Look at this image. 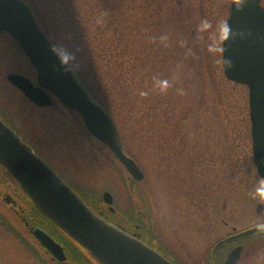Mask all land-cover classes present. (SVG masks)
Wrapping results in <instances>:
<instances>
[{
	"label": "rangeland",
	"instance_id": "374dc122",
	"mask_svg": "<svg viewBox=\"0 0 264 264\" xmlns=\"http://www.w3.org/2000/svg\"><path fill=\"white\" fill-rule=\"evenodd\" d=\"M22 1L110 111L126 155L143 171L142 200L148 207L155 203L172 247L195 260L208 258L219 240L264 226L248 91L226 80L221 62L235 0ZM10 73L34 72L17 44L1 33L0 108L26 118L33 138L54 145L51 157L65 174L98 192L106 185L119 191L124 183L136 205V184L123 179L121 165L86 134L81 120L76 123L72 112L55 104L27 117L29 103L7 80ZM11 127L21 135L26 131L21 121ZM259 237L241 244L237 264H264ZM232 248L220 253L222 261Z\"/></svg>",
	"mask_w": 264,
	"mask_h": 264
},
{
	"label": "water",
	"instance_id": "95a60500",
	"mask_svg": "<svg viewBox=\"0 0 264 264\" xmlns=\"http://www.w3.org/2000/svg\"><path fill=\"white\" fill-rule=\"evenodd\" d=\"M3 32L16 41L34 66L37 86L21 75L10 74L7 80L38 106L52 103L48 92L76 112L90 135L104 144L135 180H141L143 174L125 154L113 119L55 51L20 0H0V34ZM222 67L228 81L248 90L252 159L264 184V9L260 0L230 4L222 38ZM0 165L53 223L100 264H172L90 211L1 120ZM103 201L111 205V195L104 193ZM262 229L264 226H258L219 242L213 255L220 246ZM241 251V247L233 249L223 264H236Z\"/></svg>",
	"mask_w": 264,
	"mask_h": 264
},
{
	"label": "flooded vegetation",
	"instance_id": "af4514ba",
	"mask_svg": "<svg viewBox=\"0 0 264 264\" xmlns=\"http://www.w3.org/2000/svg\"><path fill=\"white\" fill-rule=\"evenodd\" d=\"M32 77L25 76L35 86L36 72L33 68ZM13 74V73H12ZM34 76V77H33ZM17 90L22 98L29 104L25 110L26 116L32 112H43L54 104L63 108L62 104L55 99L50 93L48 96L53 99L52 103L45 107L37 106L32 103L24 94ZM7 110V109H6ZM0 108V120L6 124L18 137L33 151V153L41 159L55 174H57L69 187L77 194L87 207L98 217L102 218L106 223L121 231L130 239H134L145 247L153 250L163 259L172 264H222L221 252L218 250L212 256L213 248L210 256L203 259L189 258L182 249L172 247L164 238L162 229L158 224V217L155 215V203L150 201L149 207L142 200V181L133 180L124 167L119 171L125 172L123 179L128 178L134 182L136 189V205L131 204V195L124 183L121 184V190L114 189L106 185L101 194V198L105 192L112 197V205H106L103 202H96L87 195L94 189L82 185L71 175L65 174V168L56 160L52 159L54 145L47 146L44 142L38 141L32 137L26 118L12 115L11 111ZM68 110V109H67ZM70 111V110H69ZM74 116H78L70 111ZM28 117V116H27ZM75 117V122L80 119ZM35 120V118H30ZM21 121L25 125L24 135L11 127ZM82 122V121H80ZM11 125V126H10ZM83 125V124H82ZM28 130H27V129ZM86 134L94 141L95 139L89 135L83 126ZM36 142V143H35ZM100 143V142H99ZM61 151V150H60ZM46 152V153H45ZM117 161V160H116ZM118 162V161H117ZM58 168L55 167L54 164ZM137 164V163H136ZM138 165V164H137ZM139 167V165H138ZM140 168V167H139ZM122 182V181H121ZM132 183H130V186ZM121 191V192H120ZM124 191V198H120ZM126 193V194H125ZM128 197V198H127ZM130 200V202H129ZM129 202V205L127 203ZM142 203V205H141ZM235 233H232L233 235ZM231 235L227 236L230 237ZM225 237V238H227ZM222 241L219 240L218 242ZM217 242V243H218ZM239 245H235L232 249ZM231 249V250H232ZM185 250V248H184ZM228 255V254H227ZM0 264H100L90 252L77 244L72 238L66 235L55 223H53L37 206L33 199L23 190L14 176L0 165Z\"/></svg>",
	"mask_w": 264,
	"mask_h": 264
},
{
	"label": "trees",
	"instance_id": "16d2710c",
	"mask_svg": "<svg viewBox=\"0 0 264 264\" xmlns=\"http://www.w3.org/2000/svg\"><path fill=\"white\" fill-rule=\"evenodd\" d=\"M261 4H262V6H263V8H264V2H263V0H261ZM45 31V30H44ZM45 35H46V32H45ZM46 37H47V35H46ZM49 41H50V43L53 45V47L56 49V51L61 55H63L64 56V54H63V52H61L60 51V49L49 39ZM65 57V56H64ZM66 58V57H65ZM67 60H68V58H66ZM69 61V60H68ZM73 69L75 70V68L73 67ZM78 76L80 77V75L78 74ZM81 78V77H80ZM83 83H84V81H82ZM84 84H86V83H84ZM87 86V85H86ZM87 88H88V86H87ZM89 89V88H88ZM90 90V89H89ZM97 100L104 106V108L110 113V111L107 109V107H106V105L105 104H103L98 98H97ZM111 114V113H110ZM112 116V115H111ZM104 191V189L101 191V192H98V191H96V189H92V190H90L88 193H87V195H89L91 198H92V200H94V201H96V202H100V203H102V198H101V194H102V192ZM256 236H262V237H264V230H262V231H259V232H257V233H255L254 235H252V236H249V237H247V238H245V239H248V238H250L251 240H253ZM243 243V241H239V244H242ZM232 245H225V246H223L221 249H220V252H223V253H226V251H223V250H227V249H229V247H231Z\"/></svg>",
	"mask_w": 264,
	"mask_h": 264
}]
</instances>
